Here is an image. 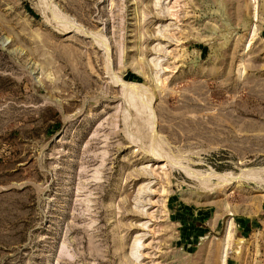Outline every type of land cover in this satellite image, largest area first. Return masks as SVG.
<instances>
[{
    "label": "rangeland",
    "instance_id": "rangeland-1",
    "mask_svg": "<svg viewBox=\"0 0 264 264\" xmlns=\"http://www.w3.org/2000/svg\"><path fill=\"white\" fill-rule=\"evenodd\" d=\"M0 264H264V0H0Z\"/></svg>",
    "mask_w": 264,
    "mask_h": 264
},
{
    "label": "trees",
    "instance_id": "trees-1",
    "mask_svg": "<svg viewBox=\"0 0 264 264\" xmlns=\"http://www.w3.org/2000/svg\"><path fill=\"white\" fill-rule=\"evenodd\" d=\"M56 116H58V113L56 114ZM58 124L55 126V128H58L57 126H59L61 124V120L57 119Z\"/></svg>",
    "mask_w": 264,
    "mask_h": 264
},
{
    "label": "bare ground",
    "instance_id": "bare-ground-1",
    "mask_svg": "<svg viewBox=\"0 0 264 264\" xmlns=\"http://www.w3.org/2000/svg\"><path fill=\"white\" fill-rule=\"evenodd\" d=\"M154 140V139H153ZM157 140V139H156Z\"/></svg>",
    "mask_w": 264,
    "mask_h": 264
}]
</instances>
